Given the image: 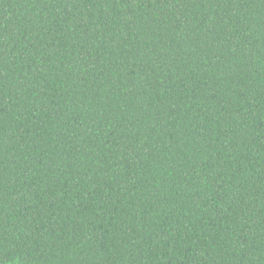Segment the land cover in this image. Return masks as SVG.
<instances>
[{"label": "trees", "instance_id": "16d2710c", "mask_svg": "<svg viewBox=\"0 0 264 264\" xmlns=\"http://www.w3.org/2000/svg\"><path fill=\"white\" fill-rule=\"evenodd\" d=\"M0 264H264V0H0Z\"/></svg>", "mask_w": 264, "mask_h": 264}]
</instances>
